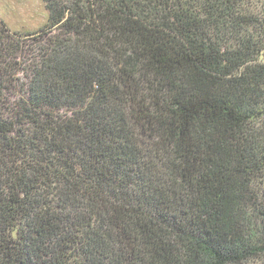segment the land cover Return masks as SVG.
I'll return each mask as SVG.
<instances>
[{
  "label": "trees",
  "instance_id": "trees-1",
  "mask_svg": "<svg viewBox=\"0 0 264 264\" xmlns=\"http://www.w3.org/2000/svg\"><path fill=\"white\" fill-rule=\"evenodd\" d=\"M43 1L0 20V264H264V0Z\"/></svg>",
  "mask_w": 264,
  "mask_h": 264
},
{
  "label": "rangeland",
  "instance_id": "rangeland-1",
  "mask_svg": "<svg viewBox=\"0 0 264 264\" xmlns=\"http://www.w3.org/2000/svg\"><path fill=\"white\" fill-rule=\"evenodd\" d=\"M0 20L7 27L16 33L26 34L38 32L49 21V12L43 0H0ZM31 37L27 36L26 38ZM33 43L31 39L28 44ZM30 48V47H29ZM27 53H22L18 56V62L24 66V58ZM19 78H24V72L20 71L17 75Z\"/></svg>",
  "mask_w": 264,
  "mask_h": 264
}]
</instances>
